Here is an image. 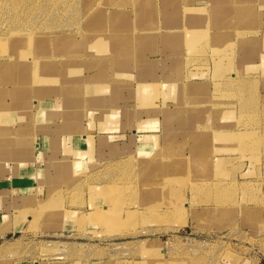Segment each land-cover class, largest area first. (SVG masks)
<instances>
[{
	"label": "rangeland",
	"instance_id": "1",
	"mask_svg": "<svg viewBox=\"0 0 264 264\" xmlns=\"http://www.w3.org/2000/svg\"><path fill=\"white\" fill-rule=\"evenodd\" d=\"M1 92L99 146L0 264H264V0H0Z\"/></svg>",
	"mask_w": 264,
	"mask_h": 264
},
{
	"label": "crops",
	"instance_id": "2",
	"mask_svg": "<svg viewBox=\"0 0 264 264\" xmlns=\"http://www.w3.org/2000/svg\"><path fill=\"white\" fill-rule=\"evenodd\" d=\"M13 99L0 93V245L4 247L27 226L21 211L61 193L63 179L88 167L95 159V145L99 146L90 135L79 136L76 123L61 120L63 97ZM105 137L107 151H120L123 143ZM105 152L101 150L100 156Z\"/></svg>",
	"mask_w": 264,
	"mask_h": 264
},
{
	"label": "bare ground",
	"instance_id": "3",
	"mask_svg": "<svg viewBox=\"0 0 264 264\" xmlns=\"http://www.w3.org/2000/svg\"><path fill=\"white\" fill-rule=\"evenodd\" d=\"M201 158H203V157H201ZM201 158H200V159H201ZM203 160H205V159H203ZM203 160H202V161H203ZM198 161H200V160L198 159ZM202 161H201V162H202ZM184 168H185V167H184ZM183 170H184V169H183ZM170 171H171V173H175V175H176V173L178 174L181 170L178 172V168H172V169H170ZM168 172H169V170L167 171V173H168ZM171 173H170V174H171ZM170 174H169V176H170ZM169 176H168V177H169ZM172 176H173V175H171L170 177H172ZM172 178H173V177H172Z\"/></svg>",
	"mask_w": 264,
	"mask_h": 264
}]
</instances>
